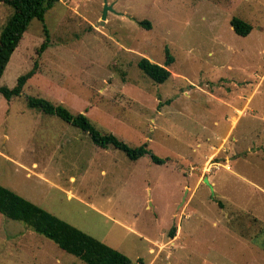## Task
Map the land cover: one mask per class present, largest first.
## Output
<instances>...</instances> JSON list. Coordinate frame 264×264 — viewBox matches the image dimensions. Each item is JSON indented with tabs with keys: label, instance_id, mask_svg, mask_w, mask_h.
I'll return each instance as SVG.
<instances>
[{
	"label": "rangeland",
	"instance_id": "obj_1",
	"mask_svg": "<svg viewBox=\"0 0 264 264\" xmlns=\"http://www.w3.org/2000/svg\"><path fill=\"white\" fill-rule=\"evenodd\" d=\"M106 3L102 20L103 0H57L40 53L42 22L23 32L0 86L37 68L19 96L0 94V185L131 264H264V0ZM11 11L0 3V30ZM233 16L251 24L247 35ZM165 47L170 76L157 83L137 61L163 65ZM29 95L163 163L93 144ZM0 264L86 263L0 213Z\"/></svg>",
	"mask_w": 264,
	"mask_h": 264
},
{
	"label": "trees",
	"instance_id": "obj_2",
	"mask_svg": "<svg viewBox=\"0 0 264 264\" xmlns=\"http://www.w3.org/2000/svg\"><path fill=\"white\" fill-rule=\"evenodd\" d=\"M55 2L57 0H0V3L9 6L12 10L0 30V77L12 52L18 46L23 32L34 18L42 22V30L45 34V40L40 44L38 52L40 53L47 47V29L43 22L44 13ZM138 23L150 28L149 22L146 20ZM229 24L234 32L241 36L247 35L252 28L250 23L238 16L231 17ZM172 60V55L165 47L163 65L141 57L137 61V66L151 80L162 83L170 76V71L166 66ZM36 68L37 64L34 62L30 69L18 75L15 85L11 88L0 86V94L6 100L19 96L25 83L35 74ZM26 101L29 107L36 108L48 115H55L87 133L92 143L99 147L112 146L123 151L129 159H137L143 154H147L152 161L163 163V160L152 153L146 144L129 146L113 133L101 131L83 113L73 114L66 107L53 104L39 96L29 95ZM0 213L10 219L23 222L26 227L50 239L59 248L73 254L86 264H131L130 259L115 248L95 239L2 185H0ZM175 230V226H172L168 231V236L173 237Z\"/></svg>",
	"mask_w": 264,
	"mask_h": 264
},
{
	"label": "water",
	"instance_id": "obj_3",
	"mask_svg": "<svg viewBox=\"0 0 264 264\" xmlns=\"http://www.w3.org/2000/svg\"><path fill=\"white\" fill-rule=\"evenodd\" d=\"M110 8L111 7L107 5L106 0H103V8H102V13H101V19L102 20L105 19L106 13H107L108 10H110ZM203 182L208 184L211 187V185L209 184V182L207 180V177L203 178Z\"/></svg>",
	"mask_w": 264,
	"mask_h": 264
}]
</instances>
